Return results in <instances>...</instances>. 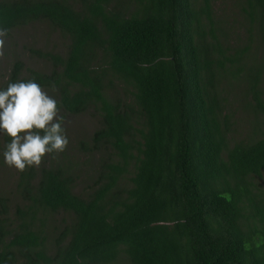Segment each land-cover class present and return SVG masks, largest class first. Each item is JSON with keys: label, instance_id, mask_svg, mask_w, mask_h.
<instances>
[{"label": "trees", "instance_id": "trees-1", "mask_svg": "<svg viewBox=\"0 0 264 264\" xmlns=\"http://www.w3.org/2000/svg\"><path fill=\"white\" fill-rule=\"evenodd\" d=\"M240 10L249 41L230 51L210 0H0L8 38L45 24L66 41L63 55L31 52L46 70L15 59L0 89L34 80L61 111L101 117L79 145L99 155L82 193L60 153L17 170L0 264H264V134L230 144L219 90L244 82L264 116L263 68H240L252 49L264 61V0ZM10 142L0 131V164Z\"/></svg>", "mask_w": 264, "mask_h": 264}, {"label": "rangeland", "instance_id": "rangeland-1", "mask_svg": "<svg viewBox=\"0 0 264 264\" xmlns=\"http://www.w3.org/2000/svg\"><path fill=\"white\" fill-rule=\"evenodd\" d=\"M211 20L208 26H211L215 36L223 43L228 44L230 51H235L248 43L249 27L248 22L244 20L240 10V0H210ZM66 41L62 35L55 30H51L47 25L28 26L15 30L6 42V58L0 61V84L3 83L11 68L12 62L17 59L25 69L46 70L47 65L42 63L31 52H53L63 55L65 53ZM264 61L260 49L251 50V53L245 55L240 68H258L262 67V77L259 84L264 100ZM240 76V75H239ZM245 72L241 73L242 81ZM239 78V77H238ZM244 83V82H241ZM240 82L227 84L222 80L220 83V92L224 104L223 116L227 118L228 142L230 144L258 139L264 134V116L258 112L253 115L243 104L245 101V84ZM55 98L54 94L48 93ZM249 99V98H248ZM250 100V99H249ZM252 107L255 104L252 103ZM253 110V109H252ZM64 127L69 139V144L64 152L58 156V163H69L74 169V179L77 183L74 192L80 194L85 185L90 184V167H94L99 158L97 153L79 150L80 143H86L90 146V139L93 133L99 128L101 117L92 109L79 115H70L63 111ZM88 153V154H83ZM75 172V170H77ZM17 169L9 167L4 161L0 164V195L6 197L11 202L13 208L15 202L14 186L16 182ZM125 185L130 186L128 177ZM90 180V181H89ZM85 184V185H84ZM255 185L258 189L264 191V173L260 178H255ZM61 216L57 217L59 220ZM119 264H127L121 260Z\"/></svg>", "mask_w": 264, "mask_h": 264}, {"label": "clouds", "instance_id": "clouds-1", "mask_svg": "<svg viewBox=\"0 0 264 264\" xmlns=\"http://www.w3.org/2000/svg\"><path fill=\"white\" fill-rule=\"evenodd\" d=\"M7 28L0 27V61L6 58ZM55 98L34 80L9 82L0 89V131L11 138L4 162L23 172L39 167L46 155L64 152L69 139Z\"/></svg>", "mask_w": 264, "mask_h": 264}]
</instances>
